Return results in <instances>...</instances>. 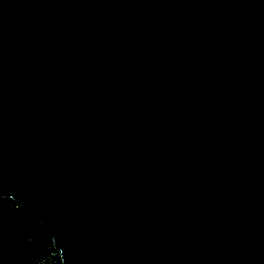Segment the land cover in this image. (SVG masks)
Listing matches in <instances>:
<instances>
[{"label":"water","instance_id":"95a60500","mask_svg":"<svg viewBox=\"0 0 264 264\" xmlns=\"http://www.w3.org/2000/svg\"><path fill=\"white\" fill-rule=\"evenodd\" d=\"M0 196L64 264H264V0H0Z\"/></svg>","mask_w":264,"mask_h":264},{"label":"trees","instance_id":"16d2710c","mask_svg":"<svg viewBox=\"0 0 264 264\" xmlns=\"http://www.w3.org/2000/svg\"><path fill=\"white\" fill-rule=\"evenodd\" d=\"M16 202L0 196V264H29L52 242L40 220Z\"/></svg>","mask_w":264,"mask_h":264},{"label":"built area","instance_id":"2783aa9c","mask_svg":"<svg viewBox=\"0 0 264 264\" xmlns=\"http://www.w3.org/2000/svg\"><path fill=\"white\" fill-rule=\"evenodd\" d=\"M16 210H27L24 206L16 203ZM29 264H64L61 252L56 248V246L51 242L43 247V251L40 256L31 260Z\"/></svg>","mask_w":264,"mask_h":264}]
</instances>
